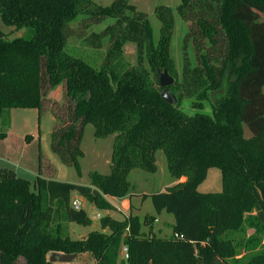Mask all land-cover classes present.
I'll return each mask as SVG.
<instances>
[{
  "label": "trees",
  "instance_id": "16d2710c",
  "mask_svg": "<svg viewBox=\"0 0 264 264\" xmlns=\"http://www.w3.org/2000/svg\"><path fill=\"white\" fill-rule=\"evenodd\" d=\"M175 12L186 27L179 74L168 52L174 26L168 6L155 8L160 26L152 42L145 13L127 0L107 6L91 0H0L4 23L28 30L12 39L0 32V139L12 108L40 114L45 88L60 84L66 107L50 111V148L62 164L81 174L86 124L95 138L114 136L108 172L90 171L88 184L44 177L40 153L32 188L13 170L0 168V264L19 258L24 264H56L48 261L50 252L89 253L94 264H118L120 245L127 247V264H233L227 260L235 253L228 232L247 224L252 233L237 243L249 253L241 264H264V0H180ZM108 18L113 23L88 34L89 26ZM75 36L100 53L95 65L69 52ZM126 42L135 44L133 64L123 57ZM158 70L174 79L168 87L174 104L160 96ZM183 99L198 110L185 114ZM157 150L176 181L148 196L157 212L173 215L168 238L144 234L130 214L121 220L103 215L100 230L80 239L64 233L60 218L91 224L83 208L72 207V193L98 210H114L105 196L126 197L130 170L154 172ZM209 168L219 170L221 189L203 193L197 188ZM250 210L252 217H242Z\"/></svg>",
  "mask_w": 264,
  "mask_h": 264
},
{
  "label": "rangeland",
  "instance_id": "374dc122",
  "mask_svg": "<svg viewBox=\"0 0 264 264\" xmlns=\"http://www.w3.org/2000/svg\"><path fill=\"white\" fill-rule=\"evenodd\" d=\"M92 2L107 6L113 0H91ZM128 3L137 11L145 13L150 29L152 42H156L159 36L160 22L155 14V8L159 5L168 6L175 12L180 0H127ZM80 18V16H78ZM77 22H73L71 25H75ZM113 23V19H106L98 24H93L88 27L87 32L98 33L105 26ZM86 31V30H84ZM0 32L6 39H12L19 36H27L28 30L21 28L15 30L13 27L4 23L0 16ZM181 35V34H180ZM105 42V41H103ZM69 52L73 55L80 56L90 64L95 65V61L99 59L100 53L95 52L94 48L89 47L83 36H75L68 41ZM190 43V42H188ZM187 43V44H188ZM104 44V43H103ZM189 47H187L188 50ZM191 50V48H190ZM192 51V50H191ZM123 57L129 63H135L136 60V48L132 42H126L122 46ZM169 55L173 57L174 66L177 73H180V53L181 44L179 37L176 35L169 42ZM193 53V52H192ZM193 56H192V64ZM182 65V61H181ZM177 74V75H178ZM45 100L43 103L45 110H41L40 114L34 110V108H12L9 111V115L6 121V136L0 139V156L7 157L8 161H0V168H10L11 165L21 166L25 164V169H17L19 177L25 178L30 182V187H33V181L38 175L37 166L34 167L33 162L37 157V153L40 152L41 156L46 160V167L44 171V177L57 181L73 182L77 184H88V173L90 171H97L99 173H107L110 164V154L113 142V135H109L104 138H95L93 135V126L86 124L83 128L82 138L80 141V148L83 152V156L79 159L81 174L78 175L72 166L62 164L56 155L50 148V131L55 118L50 111L57 106L66 107L64 101L63 88L60 85L52 87L51 89L45 88ZM62 109V110H63ZM180 109L185 114H192L196 108L191 107V103L187 99H183ZM203 111H210L207 104H204ZM62 110L60 111L61 113ZM245 136H248V129L244 128ZM31 159V169L28 167V160ZM33 160V162H32ZM6 162V163H4ZM11 162V163H9ZM156 170L154 172H147L139 168H133L128 175L129 188L132 206L127 209L126 203H118L119 208H115L113 211H109L110 216L121 220L126 215H132L137 217L141 223L140 231L150 236H156L160 238H168L172 233V223L174 221L173 215L167 212H157L152 206L150 198L148 197L152 193L163 191L166 187L172 185L173 177L168 173L165 158L161 150L155 152ZM11 164V165H10ZM198 191L217 192L221 189L220 172L217 168H209L207 170L206 178L198 185ZM140 194H146V198H141ZM74 193L71 194V197ZM71 199V198H70ZM72 200V199H71ZM71 202V201H70ZM112 202L115 203L114 200ZM83 209L87 216L91 219V224L88 226L78 225L76 223L67 222L63 219H58L63 231L71 239H80L85 236L89 231L100 230L99 220L93 218L94 215L99 213L100 215L106 214L104 210H98L95 207H91L89 204L82 202ZM128 205V204H127ZM122 211V212H121ZM254 212L252 210L243 212L242 217H252ZM109 215V214H108ZM154 218H153V217ZM155 219V221H154ZM252 225L257 227L254 219L249 220ZM143 222V224H142ZM255 223V224H254ZM249 225H245L237 231L228 232V237L231 238L232 243L235 246V253L227 258V260L233 264H241L245 261L249 255L244 250L245 245L237 244L239 240L243 239L252 233V229L248 228ZM261 244H264V234H259ZM237 244V245H236ZM122 246L118 249V264H127L123 259ZM16 264H24L23 258H19ZM56 264H94V259L89 253H82L75 256L68 263H56Z\"/></svg>",
  "mask_w": 264,
  "mask_h": 264
},
{
  "label": "crops",
  "instance_id": "0c3cea01",
  "mask_svg": "<svg viewBox=\"0 0 264 264\" xmlns=\"http://www.w3.org/2000/svg\"><path fill=\"white\" fill-rule=\"evenodd\" d=\"M173 20H174V26H173V32H172V36H171V39H170V41H172V39L175 37V35H176V37L178 38L179 37V39H180V44H181V40H182V37H183V35H184V33H185V30H186V27H185V24H184V22L182 21V19H181V17L176 13V12H174L173 13ZM181 34V35H180ZM187 47H189L188 48V50H187V52H188V56H189V58H190V60H191V63H192V56H193V53H192V51L190 50V43H188L187 44ZM180 57H181V53H180V55H179ZM171 57H172V55H171ZM172 59H173V57H172ZM174 61V60H173ZM178 64H180V66H181V58H180V61L178 62ZM180 69H181V67H180ZM35 110V109H34ZM53 124H54V121H53ZM52 124V125H53ZM40 153V152H39ZM39 153H37V157H36V159H35V161L33 162V160H32V162H33V165H34V167H36L37 166V158H38V154ZM5 159L8 161V158L7 157H2V156H0V161H5ZM4 163H6V162H4ZM9 163H11V162H9ZM30 163H31V159H29L28 160V167H30L31 169H33L34 167H31V165H30ZM26 164V163H25ZM25 164H22L21 166H18V167H16L17 165L15 164L14 166L13 165H11V167L13 168V169H11V170H13L14 171V173L18 176V173H17V169H25ZM27 165V164H26ZM10 169V168H9ZM37 170H38V167H37ZM129 175V174H128ZM19 177V176H18ZM22 178V177H21ZM25 179V178H24ZM176 181L173 179V181H172V183H175ZM130 193H128V195L126 196V197H122V198H119V197H114V196H105V198L108 200V202L114 207V210H115V208H119V205H118V203L120 202L122 205L123 204H125L126 203V207H127V209H130L131 207H133L132 206V203H131V197H130V195H129ZM71 199L73 200V199H76L78 202H79V204H80V207L82 208L83 207V205H82V202H85V203H87V204H89L83 197H81V196H79L77 193H74V196L73 197H71ZM112 200H114L115 201V203L114 202H112ZM128 204V205H127ZM91 207H93V205H91V204H89ZM105 211V213L106 214H104V215H108L109 214V216H110V213H109V211L108 210H104ZM113 211V210H112ZM122 212V211H121ZM161 212H163V211H161ZM97 215H98V217H97ZM124 215H126V214H124ZM101 216H103V215H100L99 213H97L96 215H94L93 216V218H95V219H98L99 220V218L101 217ZM154 221H155V219H154ZM173 224V223H172ZM104 231H106V230H104Z\"/></svg>",
  "mask_w": 264,
  "mask_h": 264
},
{
  "label": "water",
  "instance_id": "95a60500",
  "mask_svg": "<svg viewBox=\"0 0 264 264\" xmlns=\"http://www.w3.org/2000/svg\"><path fill=\"white\" fill-rule=\"evenodd\" d=\"M157 78L159 87L162 88L160 91L161 98L167 103L174 104L176 102L175 96L168 90V87L173 83L174 79L165 70L157 71ZM76 254H64L58 252H50L48 255V261L52 263H68Z\"/></svg>",
  "mask_w": 264,
  "mask_h": 264
},
{
  "label": "built area",
  "instance_id": "2783aa9c",
  "mask_svg": "<svg viewBox=\"0 0 264 264\" xmlns=\"http://www.w3.org/2000/svg\"><path fill=\"white\" fill-rule=\"evenodd\" d=\"M71 205H72V207H74L76 209L80 208V204L76 199L71 200ZM97 217H98V215H97ZM174 237L181 238L182 236L178 235V234H174ZM122 251H123V259L125 260L128 258L127 247L123 245Z\"/></svg>",
  "mask_w": 264,
  "mask_h": 264
}]
</instances>
